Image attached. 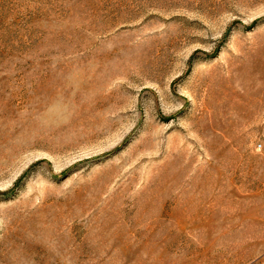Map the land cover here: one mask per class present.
Here are the masks:
<instances>
[{"label": "rangeland", "instance_id": "rangeland-1", "mask_svg": "<svg viewBox=\"0 0 264 264\" xmlns=\"http://www.w3.org/2000/svg\"><path fill=\"white\" fill-rule=\"evenodd\" d=\"M0 264H264V0H0Z\"/></svg>", "mask_w": 264, "mask_h": 264}]
</instances>
